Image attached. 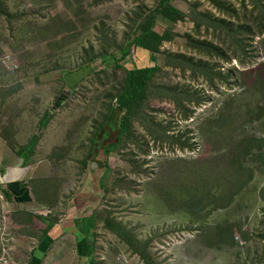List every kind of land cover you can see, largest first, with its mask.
<instances>
[{
  "label": "rangeland",
  "instance_id": "rangeland-1",
  "mask_svg": "<svg viewBox=\"0 0 264 264\" xmlns=\"http://www.w3.org/2000/svg\"><path fill=\"white\" fill-rule=\"evenodd\" d=\"M0 1L1 143L15 154L37 136L31 162L49 185L50 212L27 233L40 243L75 205L84 219L82 243L57 239L47 264H264L263 9L171 0L184 16L156 20L158 52L120 60L160 0ZM149 68L130 139L118 142L120 114L92 146L124 73ZM23 233L0 259L21 260Z\"/></svg>",
  "mask_w": 264,
  "mask_h": 264
},
{
  "label": "crops",
  "instance_id": "crops-1",
  "mask_svg": "<svg viewBox=\"0 0 264 264\" xmlns=\"http://www.w3.org/2000/svg\"><path fill=\"white\" fill-rule=\"evenodd\" d=\"M1 139L0 137V217L6 224V229H4L5 231L2 234L11 240V242H8V244H11L15 242V238L18 235L20 236L21 230L25 232L21 238V243H23L20 244V247H22V249L19 250L23 252L21 253L23 257L20 261H17L14 257L13 260L15 264H47L48 260L43 259L44 255L47 253V249L56 244L57 239L63 238L65 240L67 239L66 236L71 239L73 236L75 241H71V245L75 247L77 244L79 245V242L80 244L82 243L81 238L83 233L81 228L84 219L80 216L81 211L79 207L75 205L71 208L72 216H70V218H58L60 219L59 221H54L55 225L58 224L57 228L54 225L51 229L49 228L50 230L47 231L46 234H41L40 243H37V241L33 239L34 236L32 235L34 234L29 236L27 232L33 233L39 230V223L43 217L41 215L50 212L46 210V206H44V198L48 197H44V192L41 191V189H43L42 186H48L49 189V185L48 183L40 184L36 182L39 179H44L42 178L43 175L38 177V174H41V172L46 169V165L40 162L32 163L30 161L27 172V169L25 170L22 166V162L15 154L11 153L8 148H3ZM57 197L55 195V198ZM75 198H78L77 195ZM55 202L57 203L53 208H59L60 198L58 197ZM67 209L65 205L64 213ZM79 233H81V237H77ZM1 240L2 236L0 239V249L3 248ZM29 241H33L37 244L30 252L26 251ZM55 248H57V246H54V249ZM59 250H61V248ZM59 250L56 253H59ZM81 257L82 256H76L78 262L83 261ZM8 264H12V259H9Z\"/></svg>",
  "mask_w": 264,
  "mask_h": 264
},
{
  "label": "trees",
  "instance_id": "trees-1",
  "mask_svg": "<svg viewBox=\"0 0 264 264\" xmlns=\"http://www.w3.org/2000/svg\"><path fill=\"white\" fill-rule=\"evenodd\" d=\"M247 1V0H244ZM255 8L264 10V0H248ZM215 5H218L215 2ZM223 9H230L224 7ZM7 11L4 7L3 2L0 1V15H6ZM184 16V13L175 8L171 4V0H160L157 7L148 14L142 23L139 25L138 33L133 38L131 42H128L125 47L120 51L121 58L120 60L126 59L132 48L139 49L148 54H156L160 48V44L163 42V38L153 31L155 22L157 19L161 18L172 23L179 22ZM261 20V14H260ZM231 24H226L225 27L228 28ZM232 26V25H231ZM239 26V25H238ZM240 29V27H237ZM108 54L100 55L99 57L103 62H108L106 59ZM115 58H111L114 60ZM118 61V60H116ZM157 69L149 68L144 70H135L131 72L124 73V80L120 89V92L115 98V108H118L121 111L122 117L118 123V142L127 141L130 138V121L134 117H137V112L141 109L142 104L145 102V98L148 95V87L153 79ZM114 107L110 109L109 117H107L102 125H99V128L96 129L95 135L92 137L91 145L95 144V140L98 137L101 129L105 128V125H108L111 120V116L114 112ZM98 133V134H97ZM97 134V136H96ZM121 139V140H120ZM120 140V141H119ZM38 141V137L35 136L29 140L28 144L24 147L18 149L14 152L15 156L22 162V166L27 168L30 164L31 158L33 156L34 147ZM117 146V144H116ZM107 149V148H106ZM106 158L110 152L105 151ZM92 217V216H91ZM91 217L89 218L88 223H91Z\"/></svg>",
  "mask_w": 264,
  "mask_h": 264
},
{
  "label": "water",
  "instance_id": "water-1",
  "mask_svg": "<svg viewBox=\"0 0 264 264\" xmlns=\"http://www.w3.org/2000/svg\"><path fill=\"white\" fill-rule=\"evenodd\" d=\"M120 114H121V111L118 108H115V110L111 116L110 123H109L110 127H115L117 125L118 118H119Z\"/></svg>",
  "mask_w": 264,
  "mask_h": 264
},
{
  "label": "built area",
  "instance_id": "built-area-1",
  "mask_svg": "<svg viewBox=\"0 0 264 264\" xmlns=\"http://www.w3.org/2000/svg\"><path fill=\"white\" fill-rule=\"evenodd\" d=\"M2 246H5L6 243H8L9 241L11 242L10 239H8V237H6L5 235L2 234ZM8 251V249H6ZM0 264H8V260L5 259V257L0 259Z\"/></svg>",
  "mask_w": 264,
  "mask_h": 264
}]
</instances>
